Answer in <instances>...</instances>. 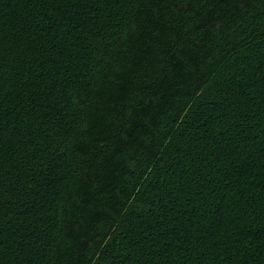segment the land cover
I'll return each mask as SVG.
<instances>
[{"label":"trees","instance_id":"16d2710c","mask_svg":"<svg viewBox=\"0 0 264 264\" xmlns=\"http://www.w3.org/2000/svg\"><path fill=\"white\" fill-rule=\"evenodd\" d=\"M0 264H264V0H0Z\"/></svg>","mask_w":264,"mask_h":264}]
</instances>
